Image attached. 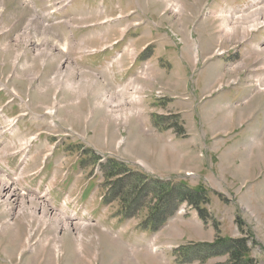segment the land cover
<instances>
[{"label": "rangeland", "instance_id": "rangeland-1", "mask_svg": "<svg viewBox=\"0 0 264 264\" xmlns=\"http://www.w3.org/2000/svg\"><path fill=\"white\" fill-rule=\"evenodd\" d=\"M230 15L264 0H0V127L30 114L0 139V264H264V25Z\"/></svg>", "mask_w": 264, "mask_h": 264}, {"label": "bare ground", "instance_id": "bare-ground-1", "mask_svg": "<svg viewBox=\"0 0 264 264\" xmlns=\"http://www.w3.org/2000/svg\"><path fill=\"white\" fill-rule=\"evenodd\" d=\"M175 1V0H174ZM174 11V10H173ZM176 12L177 13H181V10L180 9H177L176 10ZM230 12V11H229ZM175 13V12H174ZM227 13V12H226ZM217 14V13H216ZM229 14H231V12L229 13ZM224 15V14H223ZM227 16V15H226ZM222 20H221V26H220V30H221V32H222V37L223 38H232V37H234V36H236V35H238V31L239 30H242L244 33L243 34H245V32H249V31H254V30H256L259 26H261V25H264V21L263 22H261V21H258V20H255V21H253L252 22V25H249V24H247L246 22H245V20L244 19H239V20H237L236 18H235V16L233 17V15H230V16H228V17H225V16H219ZM258 18V17H257ZM123 40V39H122ZM258 48H260V47H258ZM222 52V51H221ZM221 54V53H220ZM239 66H241V65H239ZM261 74H259L258 76H260ZM257 78V77H256ZM259 81L257 82V85H258V88H262L261 90H263V88H264V83H263V80L262 79H258ZM95 82V81H94ZM70 86V85H69ZM261 86V87H260ZM68 87V86H67ZM65 88V87H64ZM96 88V87H95ZM91 91V90H90ZM100 98V97H99ZM110 99H108L107 101H109ZM111 101H112V99H111ZM111 103V102H110ZM111 105V104H110ZM107 106H108V104H107ZM112 107H113V109L116 107L115 106V104L113 103L112 104ZM112 109V110H113ZM110 110V109H109ZM111 112V111H110ZM51 114H53L54 113V111H52V112H50ZM132 116V115H131ZM118 120H119V118H118ZM14 131V129L12 130V132ZM16 132V131H15ZM14 132V133H15ZM3 182V181H2ZM9 183H10V186H11V188L13 189V188H15V186H14V183H12L11 181H9ZM3 184V183H2ZM2 184H1V190H2V187H3V189H5L6 191H9V189H8V184H7V182L6 183H4V185H5V187H4V185L2 186ZM12 189H11V191H12ZM15 190V189H14ZM5 191V192H6ZM13 192V191H12ZM12 192H10L7 196H9V197H11L10 195H14ZM17 193H18V195H20L21 197L22 196H24L22 193L21 194H19V190L17 189V191H16ZM45 211V210H44ZM45 213H47V212H45ZM59 220H61V219H59ZM65 220V219H64ZM71 226V224L70 223H68V222H64L63 223V225H61L60 224V229L61 230H67V229H69V228H71L70 227ZM7 228H5L4 229V231L6 230ZM9 229H7L6 231L7 232H9L8 231ZM3 231V232H4ZM111 236V235H110ZM80 239H81V236L79 235L78 236ZM79 239V240H80ZM60 240V239H59ZM26 241V244H27V246H29V244H30V242L28 241V239H26L25 240ZM58 245V244H57ZM56 247V246H55ZM56 249V248H55ZM54 249V250H55ZM58 250V249H57ZM56 250V251H57ZM59 251V250H58ZM124 251V250H123ZM154 251H156V249L154 250ZM60 252V251H59ZM58 252V253H59ZM129 256V255H128Z\"/></svg>", "mask_w": 264, "mask_h": 264}, {"label": "trees", "instance_id": "trees-1", "mask_svg": "<svg viewBox=\"0 0 264 264\" xmlns=\"http://www.w3.org/2000/svg\"><path fill=\"white\" fill-rule=\"evenodd\" d=\"M113 162V161H112ZM113 163H115V162H113ZM115 165V164H114ZM112 175V174H111ZM179 187L181 188V189H184V185H179ZM172 192H173V189L171 190ZM194 193V191L193 192H191V191H188V194L189 195H192ZM195 193L197 194V195H199V196H205L206 194H205V192L204 191H195ZM181 197V199L183 198V196H180ZM183 202L184 201H188V198H187V196H185L183 199ZM122 201H123V199H122ZM156 211V210H155ZM154 213H157V211L156 212H154ZM158 213H160V211H158ZM204 220V219H203ZM166 224V218H164V219H160V220H158V219H156V221L154 222V221H152V220H147L144 224H142V227L144 228V229H149V230H151V231H157L158 229H160L162 226H164ZM245 240H243V241H240V242H238L237 243V247H236V249L238 250V251H242V253H243V255L245 256L246 254H247V251L246 250H248V249H246V247H245V242H244ZM228 242H230V241H228V240H226V241H224V242H221V243H219V244H223V245H227V243ZM212 247H214V246H212ZM243 247H244V249H243ZM226 253H228L229 254V264H243V263H248L246 260H245V258L242 260V258L241 257H238L234 252H231V251H228V252H226ZM226 253H221V254H225V255H227Z\"/></svg>", "mask_w": 264, "mask_h": 264}, {"label": "crops", "instance_id": "crops-1", "mask_svg": "<svg viewBox=\"0 0 264 264\" xmlns=\"http://www.w3.org/2000/svg\"><path fill=\"white\" fill-rule=\"evenodd\" d=\"M55 85H57V84H55ZM29 88V87H28ZM27 94H31L30 93V90H28L27 92H26ZM34 116V115H33ZM32 118H34V117H32ZM153 159H158V158H156L155 156L154 157H152ZM126 160V159H125ZM145 163V162H144ZM156 168H157V165H156ZM147 173H153V172H150V171H147ZM145 235H147V234H145ZM145 255H146V253H145ZM138 261V260H137ZM138 263V262H137Z\"/></svg>", "mask_w": 264, "mask_h": 264}]
</instances>
